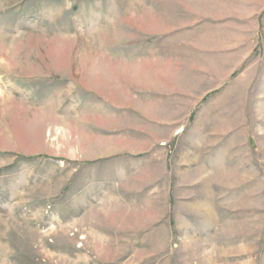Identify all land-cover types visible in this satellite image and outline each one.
<instances>
[{"label":"rangeland","instance_id":"obj_1","mask_svg":"<svg viewBox=\"0 0 264 264\" xmlns=\"http://www.w3.org/2000/svg\"><path fill=\"white\" fill-rule=\"evenodd\" d=\"M0 264H264V0H0Z\"/></svg>","mask_w":264,"mask_h":264}]
</instances>
